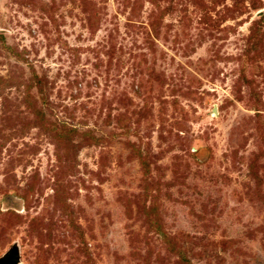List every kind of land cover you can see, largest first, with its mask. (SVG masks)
Wrapping results in <instances>:
<instances>
[{
    "label": "rangeland",
    "instance_id": "rangeland-1",
    "mask_svg": "<svg viewBox=\"0 0 264 264\" xmlns=\"http://www.w3.org/2000/svg\"><path fill=\"white\" fill-rule=\"evenodd\" d=\"M264 264V0H0V256Z\"/></svg>",
    "mask_w": 264,
    "mask_h": 264
},
{
    "label": "water",
    "instance_id": "water-1",
    "mask_svg": "<svg viewBox=\"0 0 264 264\" xmlns=\"http://www.w3.org/2000/svg\"><path fill=\"white\" fill-rule=\"evenodd\" d=\"M18 249L13 246L6 253L0 256V264H17Z\"/></svg>",
    "mask_w": 264,
    "mask_h": 264
}]
</instances>
